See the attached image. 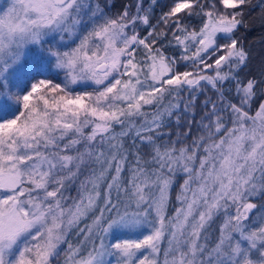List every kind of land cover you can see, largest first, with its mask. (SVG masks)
Here are the masks:
<instances>
[{"label":"snow or ice","instance_id":"6c2138e0","mask_svg":"<svg viewBox=\"0 0 264 264\" xmlns=\"http://www.w3.org/2000/svg\"><path fill=\"white\" fill-rule=\"evenodd\" d=\"M0 264H264V0H0Z\"/></svg>","mask_w":264,"mask_h":264},{"label":"trees","instance_id":"16d2710c","mask_svg":"<svg viewBox=\"0 0 264 264\" xmlns=\"http://www.w3.org/2000/svg\"><path fill=\"white\" fill-rule=\"evenodd\" d=\"M115 2H116V7L118 8L120 6V4L122 3V0H115ZM162 2H164V0H162ZM253 2L256 3L257 0H253ZM258 12H259V9H257V13H254L253 15L258 14ZM243 31L244 30L241 29V33L240 34H242ZM260 32H261V29L257 28L254 32L248 34V41L250 42L253 39V37L258 38L259 35H260ZM260 47L261 46L259 44L253 45V54H254L255 58L250 63V68L252 70H254V71H258L259 70V55H258V53H259ZM57 82H59V81H57ZM76 90L79 91L81 89L77 88ZM73 192H74V190H73Z\"/></svg>","mask_w":264,"mask_h":264},{"label":"rangeland","instance_id":"374dc122","mask_svg":"<svg viewBox=\"0 0 264 264\" xmlns=\"http://www.w3.org/2000/svg\"><path fill=\"white\" fill-rule=\"evenodd\" d=\"M82 90V89H81Z\"/></svg>","mask_w":264,"mask_h":264}]
</instances>
